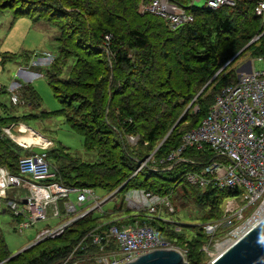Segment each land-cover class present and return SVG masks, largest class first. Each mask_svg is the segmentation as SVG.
Returning <instances> with one entry per match:
<instances>
[{
    "label": "trees",
    "instance_id": "1",
    "mask_svg": "<svg viewBox=\"0 0 264 264\" xmlns=\"http://www.w3.org/2000/svg\"><path fill=\"white\" fill-rule=\"evenodd\" d=\"M112 1L0 0V13L9 10L15 19L22 17L35 22L41 21L59 31L56 40L59 58L50 63L46 78L54 97L63 107L62 115L68 128L82 137L86 151L94 152L99 157L98 162L88 164L68 156L61 146L58 150H48L47 160L55 171V181L70 188H86L94 192L100 189L106 193L105 198L124 186L114 195L116 197L121 194L122 198L112 210L103 214L92 212L67 227L59 238L34 245L11 260L8 258L13 254L8 250L0 230V263L7 259L8 264H17L18 259H23V264H61L71 255V264L74 261L79 264H100L101 256L109 254L110 257L116 253V244L111 242L101 249L92 245L90 239L87 240L88 234L96 230L101 233L112 225H122L119 221L104 224L103 221L115 215L129 214L125 203L126 194L131 190H142L166 198L174 212L171 214L164 208V217H149L140 213L135 220L140 225L151 226L160 238L185 249L188 264H203L202 261L207 260L205 254L198 251L193 256V245L189 246L192 243L185 237L184 227L175 232L172 225L165 223V219L177 214L174 203L179 200V206L187 203L185 207L191 205L196 213L201 214L199 221L211 220L212 224L220 218H211L210 215L215 214L226 198L236 195L232 192L218 193L212 185L204 189L200 184H191L187 180L188 174L200 175L215 160L207 149L198 152L188 148L178 158H169L181 146L183 135L201 123L219 92L237 82L239 74L236 73L237 66L234 67L236 62L247 54L250 59L264 60V36L249 45L254 36L264 32L263 20L255 13L258 0H240L233 8L223 7L218 10H209L205 6L196 7L192 0H170L193 18L192 22L174 31L166 30L163 19L148 13L141 14L139 4L143 0H128L130 10L126 7L125 18L119 12L117 15L114 11L107 15L102 13L107 4L108 8H112ZM126 1L120 0L122 4ZM132 14L135 21H140V25L145 21V25L159 27L163 34L173 32L176 36V41L173 39L163 42L162 39V50L159 49V52L165 48L168 51L159 60L153 51L155 46L150 43V33L128 21ZM178 43L180 47H174ZM246 46L248 47L243 55L214 77L235 53ZM15 58L17 56L9 54L4 57L6 60ZM70 60L74 62L64 73ZM170 62L177 63L184 73L193 72L195 75L192 77L196 79L181 76L180 73L174 83L169 79ZM179 63H183V66ZM154 77L158 80L153 79ZM144 83L148 87L152 84L156 90L152 93L153 96L149 94L150 91L144 93ZM206 85L208 86L194 100ZM157 107L158 112H155ZM185 110L184 117L175 125L179 115ZM150 116L153 119L149 121L147 117ZM2 125L5 124L0 121V127ZM1 137L0 134V148L7 157H3L0 167H5L9 173L18 176L20 155L9 151L10 142ZM129 137L138 138L136 145L130 144ZM62 153L69 160L63 158ZM109 158L110 163L113 162L112 158L115 160L113 168L103 169L100 160ZM50 159L57 165L59 160L68 162H65L66 167L55 168L49 162ZM180 159L184 162H177ZM144 162L146 165L139 170ZM51 181L53 180L46 182ZM65 201L58 203L62 223L68 221L63 206ZM4 212L11 214L7 209ZM11 216L13 217L12 214ZM14 221L18 223L21 219L14 218ZM98 223L102 225L98 226ZM91 224L97 225L91 228ZM190 228L194 229L195 226ZM192 235L198 246L209 239L205 229L204 232L201 229ZM201 239L204 241H200ZM82 240L85 241L81 242ZM48 242L57 245L42 249ZM80 242L81 245L84 242V246L88 245L85 250L80 246L77 248ZM35 250H38L36 254Z\"/></svg>",
    "mask_w": 264,
    "mask_h": 264
},
{
    "label": "built area",
    "instance_id": "2",
    "mask_svg": "<svg viewBox=\"0 0 264 264\" xmlns=\"http://www.w3.org/2000/svg\"><path fill=\"white\" fill-rule=\"evenodd\" d=\"M196 1L200 0H192V4ZM204 1L207 9L218 10L223 7L233 8L240 0ZM139 11L141 14L148 13L163 19L173 29L193 20L182 7L170 0H143ZM255 13L264 22V0H258ZM1 88L3 87L0 85V90ZM11 102L19 104L14 93ZM3 133L11 135L8 129L3 130ZM128 140L130 144H136L138 138L129 137ZM21 146L26 150L32 148ZM48 148L49 146L43 145L39 152L32 151L19 157L18 176L0 167V211L4 207L14 218L21 219L16 224L17 232L29 230L33 224L47 219L49 211L53 219L60 218L58 203L66 200L63 206L68 221L55 228H44L37 234L32 245L59 238L67 227L92 212L102 213V206L115 195L101 200L91 189L70 188L56 182L55 171L47 160ZM188 148L198 152L207 149L215 159L200 175L188 174L187 180L191 184L198 183L204 189L212 185L221 194L236 193L224 202L228 207L235 208H229L224 218L209 227L213 233L225 235L224 249L264 219V71L251 70L243 73L235 84L223 88L201 123L183 135L181 146L169 159L178 158ZM145 163L141 164L139 170ZM48 180L53 181L48 183ZM18 187L27 189L28 195L19 201L10 200L11 192H16ZM70 194H75V203L70 201ZM236 200L243 205H237ZM125 203L128 209L138 214L145 213L149 217H159L164 208L171 214L174 212L166 198L142 190L129 191L125 196ZM251 207L245 215L244 212ZM97 231L88 234L87 240L90 239L92 245L102 249L111 242L116 244V254L110 255L113 261L109 262L101 256V263L107 261V264H125L157 250L171 249L179 250L186 261L185 249L160 238L155 229L147 224L140 225L137 220L120 226L112 225L101 233ZM83 241L85 240L81 242ZM81 242L77 248L80 246L85 250L88 245L84 246L85 242L81 245ZM218 246L213 251L204 248V254L211 257L212 261L223 250H219ZM115 256H119L120 260H115ZM72 257L70 255L61 264H71ZM73 264L77 263L74 261Z\"/></svg>",
    "mask_w": 264,
    "mask_h": 264
},
{
    "label": "rangeland",
    "instance_id": "3",
    "mask_svg": "<svg viewBox=\"0 0 264 264\" xmlns=\"http://www.w3.org/2000/svg\"><path fill=\"white\" fill-rule=\"evenodd\" d=\"M92 4L93 2H91L90 5ZM128 4H129L128 0L124 4H122L120 0L117 1L113 0L111 2L112 8L111 9L108 8V4H107L106 8L102 10V13L107 15L108 12L112 14V11H114V13H116L117 15V12H119L120 16L125 18L126 13L124 12L126 10V7H129L130 10V6H127ZM139 5H141V2ZM194 6L203 7L205 6V1L204 0L196 1L194 2ZM130 17L132 19L130 18L128 21L131 22V25L135 24L136 26L137 24L142 31L150 33V37H149L151 38L150 43L153 46L157 47V48L155 47L153 48V51L156 52L155 54L158 55L157 60L161 58V55L163 53L168 51V49L165 48L164 51H162L161 53L159 52V49L162 48L160 46H162L163 42L170 41L173 39L174 41H176V36L173 35V32H166V34H163L159 30V27H153V25L150 24L145 25L146 24L145 21H143V23H141L140 25V21H135V19H133V14ZM165 26L167 27L166 30L169 31L176 30L168 27L166 24L164 25V27ZM170 36L171 39H169ZM263 36H264V32H262L261 35L254 36L251 42H256L260 37ZM58 37H59V31L54 26H50L41 21L35 22L30 19L22 18V17L15 19L13 17L12 12L9 10L0 13V85L3 86V88H1L0 90V103L1 104L3 103L7 106L8 116L18 117V119L16 120H9L8 121L9 124L6 123L5 125H3L4 129L11 130L10 132L11 135L4 134L3 131L0 130V134L2 136L1 139L10 142L8 144V147L10 148L9 151H13L14 153H17L18 156L23 154L25 151H23L22 149L20 150L19 146L24 144V142L23 143L20 142L19 139L27 134L14 133L12 129L16 127H12V126L9 127V125H11L14 122L16 124L26 123L28 126L33 128L32 129L33 131L37 133L39 132V134H41L43 137L45 136L52 142L53 145L49 147L48 149L49 151L58 150L59 146H61L65 150L68 156L75 157L77 159H80V161L88 164H94L95 162L99 161V157H97L96 153L94 152L86 151L84 149V141L82 137L72 132L68 128L62 115L63 107L59 103V101L54 97L52 90L49 86L48 79L46 78L47 70L50 63L52 62V60L59 58V45L56 41ZM175 46L180 47L179 43L178 45H174V47ZM245 50L246 48L244 47L242 50L235 53L224 66H227L236 58H238L240 55H243ZM6 54H9L11 56L12 55L17 56V58H15L14 60L6 61V59H4ZM236 55L238 56L235 58ZM249 57H250L249 54L244 55L243 58H240L236 62L234 67L237 66L238 68L236 72L237 74L241 75L243 73L249 72L250 70L254 72L264 71L263 59H253V58L250 59ZM179 58L181 62L182 61L181 57L179 56ZM73 62L74 60L69 61V64H67V67L64 69V73H66L67 69L70 68V66H72ZM179 64L183 66V63H179ZM19 65L22 66L23 68H26L28 66L30 67V70L28 71V73L32 74V80L30 82H26L24 78L21 75H19L18 69H11L12 66L17 68ZM168 66L170 68L169 79L172 80L174 83L177 81L178 77H180V73L181 76H187V77H192V75H195L193 72H191L190 74L184 73L182 68L177 66V63L175 64L173 62H170ZM223 67L215 74L214 77H216L223 70ZM153 79L158 80V78L156 77H154ZM13 83L20 86V88L22 87V89L19 88L17 90V95L19 94V96L24 97L23 100H25L24 101L26 102L25 104L24 102L21 103L18 97L19 104L12 106L10 101V94L8 91L10 90V87L12 86ZM144 85L146 88V90H143L145 91L144 93H147L146 91H150L149 94L153 96L152 93H154L156 90H154L152 84L149 85V87L145 83ZM203 88L198 92L194 100H196V98L199 96ZM158 108L159 107H157L155 112H158ZM194 110H196V107ZM194 110L192 111V114H194L193 113ZM155 112L154 114H157ZM184 112H182L179 115L178 120L184 117ZM20 116H24V117H20ZM147 118L150 121L153 119V116ZM178 120L176 121V123L178 122ZM173 127H175V125ZM173 127L171 129H173ZM18 128H16V130ZM131 145H136V144H131ZM34 147L35 145L32 146V148ZM62 155L63 158H67V156L64 153H62ZM3 157H7V156L5 155V152L0 148V162L3 161ZM114 158H112L111 161L113 162L111 163H110L111 158L100 160V162L103 165V169L113 168L114 166L113 163L115 162ZM49 162H51V164H54L53 166L57 168V167L65 166V164H67L65 162L68 161L61 162L59 160L58 165L55 163L53 159L52 160L50 159ZM16 190L17 191L14 193L11 192L10 196L11 197L13 196L14 201H19L23 197H25L27 193V189L18 187ZM94 193L101 200H104V198L107 197L106 193H104L100 189L95 190ZM121 198L122 195L119 194V196L116 197L114 196L113 199L106 202L101 208V212H102L101 214L112 210V208L115 205H119ZM69 199L70 201L75 203L76 201L75 194H70ZM225 201L226 199L223 201L220 208L216 209L215 214L210 215L211 218L222 219L225 217V214L228 212L229 208L231 209L235 208L234 206L228 207V205L224 203ZM178 203L179 200L175 201L174 203V208L176 209L177 214L167 216V218L165 219L166 220L165 223L167 225H172L174 227L175 232H179L181 229L180 227L182 228L184 227L183 228V230L185 229L183 231L184 235L187 238V240L192 243L189 246L191 247L193 245L191 247L193 256H196L198 251H201L204 254V248H209L210 251L216 250V247L218 245L224 243L225 235L223 233L216 234L213 233L211 229H209V227L212 225L210 223L211 220L206 221L204 219V221H199L198 218L201 216V214L198 212L196 213L194 211L193 206L188 205L185 207L187 203L184 206H179ZM236 204L243 205L240 204L238 200H236ZM251 209L252 207L249 210L245 211L244 214L247 215L248 211H250ZM4 210L6 209L3 207V211H0V229L5 238V243L8 247V250L13 255L18 254L26 247L30 246L35 241L37 234L44 228L46 227L55 228L62 224L61 222L62 218L53 219L52 213L51 211H49L47 214V219L41 220L33 224L29 230H24L22 233H19L15 231L17 222L14 221V218L11 216V214L5 213ZM127 210L129 214H124V215L120 214V215L112 216V218L106 220L105 222L103 221V224L110 222L112 223L116 221H119V224H127V223H131V221L135 220L136 218H139L138 215H136L138 214L137 212L132 211L131 209L128 208ZM164 212L165 210H163L162 213L160 214L161 217H164L165 215ZM94 214L99 216L98 213H94ZM146 219L149 220V217H146ZM173 223H175V225ZM93 225L94 224H91L89 227L91 226L93 227ZM100 225H102V223H98V226ZM194 226L196 229L190 228ZM198 227H202V228H198ZM201 229H203V232L204 229L206 230V234L207 236H209V239L207 240L206 243L203 242L202 245L200 244L198 246L196 243V239H194V235H192V233H196L198 230L200 231ZM200 241H204V240L201 239ZM56 245L57 243L48 242L45 243L44 246H42V249L54 248ZM39 249H41V247ZM37 252L38 250H35L34 254H36ZM205 256L207 260L206 261L203 260L202 263L209 264L212 261L211 257L207 255ZM103 257L106 260L108 259L109 262L113 261V258H110L109 254H106ZM8 259L11 260L12 258H8ZM115 260L119 261L120 257L115 256ZM7 262L8 260L6 259L0 264H4V263L8 264ZM17 262H18L17 264H21V263L23 264L24 260L18 259ZM107 263H108L107 261H105L104 263L100 262V264H107ZM77 264H79V262Z\"/></svg>",
    "mask_w": 264,
    "mask_h": 264
},
{
    "label": "water",
    "instance_id": "4",
    "mask_svg": "<svg viewBox=\"0 0 264 264\" xmlns=\"http://www.w3.org/2000/svg\"><path fill=\"white\" fill-rule=\"evenodd\" d=\"M252 43L253 42L250 44ZM238 55H236L235 58ZM207 86L208 85H206L203 90ZM180 120L181 118L175 125H177ZM123 187L124 186L115 191L113 195ZM34 245L31 244L18 254L33 247ZM18 254L12 255L11 258L17 256ZM125 264H187V262L178 250L171 249L157 250ZM209 264H264V219L251 228L244 236L229 244L228 247Z\"/></svg>",
    "mask_w": 264,
    "mask_h": 264
},
{
    "label": "crops",
    "instance_id": "5",
    "mask_svg": "<svg viewBox=\"0 0 264 264\" xmlns=\"http://www.w3.org/2000/svg\"><path fill=\"white\" fill-rule=\"evenodd\" d=\"M7 61V60H6ZM27 66V65H26ZM11 69H18V73H19V75H21L23 78H24V80L26 81V82H30L31 80H32V74H30V73H28V71L30 70V67L28 66V67H26V68H23L22 66H18L17 68H15L14 66H12V68ZM3 87V86H2ZM20 88V86H18V85H16L15 83H13L12 84V86L10 87V90L8 91L9 92V94H10V101H11V96H12V93H14V95L16 94V97L18 98L19 97V99H20V101H21V103H23L25 100H23L24 99V97L23 96H19V94L17 95V90ZM20 89H22V87L20 88ZM18 99V100H19ZM26 102H24V104H25ZM11 104H12V102H11ZM14 104H12V106H13ZM20 117H24V116H20ZM12 118H16V119H18V117H16V116H8V112H7V106L5 105V104H1L0 103V121L1 122H3L4 124H9L8 123V121L10 120V119H12ZM16 127V128H18L17 130H16V128H13L12 129V131L14 132V133H19V134H28V133H30L31 132V134H35V135H39V136H41L46 142L45 143H41V144H39V143H36L35 144V147L34 148H31V149H24L21 145L19 146L20 147V149H22L23 151H25L23 154H21L20 155V157L21 156H23V155H26V154H28V153H30V152H32V151H34V152H39L40 150V148L44 145V146H49V147H51L53 144H52V142L48 139V138H46L45 136L43 137L41 134H39V132L37 133V132H35V131H33L32 129V127H30V126H28L26 123H24V124H21V123H18V124H16L15 122L14 123H12L11 125H9V127ZM8 127V128H9ZM21 127H23L24 129L22 130L21 129ZM0 129L1 130H3L4 129V127H3V125H2V127H0ZM5 130V129H4ZM35 130V129H34ZM41 133V132H40ZM47 143V144H46ZM22 145H24V146H33V145H28V144H26V143H24V144H22ZM5 169V168H4ZM7 170V169H6ZM17 189V188H16ZM15 189V191H17ZM13 193H14V191H13ZM28 191H27V193H26V195H25V197L28 195ZM25 197H23V198H25ZM11 199H13V196L11 197L10 196V200ZM61 212V211H60ZM58 219H60V218H58ZM1 230V229H0ZM15 231H17L16 230V228H15ZM116 254V253H115ZM114 254V255H115Z\"/></svg>",
    "mask_w": 264,
    "mask_h": 264
},
{
    "label": "bare ground",
    "instance_id": "6",
    "mask_svg": "<svg viewBox=\"0 0 264 264\" xmlns=\"http://www.w3.org/2000/svg\"><path fill=\"white\" fill-rule=\"evenodd\" d=\"M21 129L23 130L24 128L21 127ZM17 139H18V138H17ZM19 141L22 142V143L24 142V143H26V144H28V145H35L36 143L41 144V143H45V142H46L41 136H39V135H35V134L33 135V134H31V132L28 133L27 135L21 137V138L19 139ZM46 144H47V143H46ZM224 246H225V243L219 245V246H218L219 250H220V249L222 250ZM227 246H228V245H227ZM227 246H226L225 248H227ZM225 248H224L223 250H225ZM223 250L220 252V254L223 252ZM220 254H219V255H220Z\"/></svg>",
    "mask_w": 264,
    "mask_h": 264
}]
</instances>
